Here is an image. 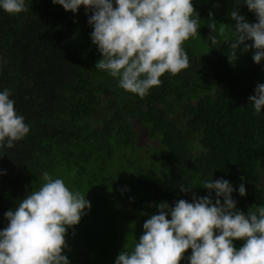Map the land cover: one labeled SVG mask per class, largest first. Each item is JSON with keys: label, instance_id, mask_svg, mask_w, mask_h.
Returning a JSON list of instances; mask_svg holds the SVG:
<instances>
[{"label": "trees", "instance_id": "trees-1", "mask_svg": "<svg viewBox=\"0 0 264 264\" xmlns=\"http://www.w3.org/2000/svg\"><path fill=\"white\" fill-rule=\"evenodd\" d=\"M25 3L28 11L18 15L0 9V91L10 90L30 128L14 147L0 149V230L8 223L4 213L38 190L45 172L91 203L68 228L63 254L70 264H115L121 251H133L158 204L209 195L204 181L228 180L245 214L264 205V108L256 113L249 101L264 84V60L253 61L255 49L236 57L230 46L231 11L257 22L246 4L193 0L200 27L183 45L190 66L165 73L140 98L95 67L102 54L91 40V11H65L51 0ZM222 23L227 42L218 32ZM138 126L148 145L139 144ZM182 184L192 188L182 192ZM243 243L234 241L237 249ZM190 255L188 249L180 264Z\"/></svg>", "mask_w": 264, "mask_h": 264}, {"label": "clouds", "instance_id": "clouds-1", "mask_svg": "<svg viewBox=\"0 0 264 264\" xmlns=\"http://www.w3.org/2000/svg\"><path fill=\"white\" fill-rule=\"evenodd\" d=\"M51 2L73 13L82 5L91 11V40L102 54L95 67L118 78L120 88L140 98L159 87L165 73L176 76L190 66L183 45L197 36L200 27L193 0ZM241 3L255 14L257 22H247L238 8L231 11L236 21L232 54L237 57L238 51L255 49L252 59L259 64L264 60V0H235L236 5ZM0 9L10 15L28 11L25 0H0ZM212 16L210 11L209 27L215 32ZM226 29L223 23L218 29L225 42L229 39ZM209 39L217 43L216 36ZM10 95L8 89L0 91V149L14 147V142L30 131ZM249 101L260 113L264 108V84H257ZM43 180L38 190L4 213L8 223L0 230V264H70L63 254L68 248V228L79 224L91 203L79 191L70 190L61 178L54 179L45 172ZM201 186L209 190V195L193 194L192 202L179 199L174 206L158 204V213L144 222V232L133 251H121L115 264H180L188 249L189 264H264V205L250 208L245 214L237 209L232 198L234 188L228 180H208ZM180 187L185 193L192 188L183 184ZM213 191L215 200L211 198ZM238 192L246 195L243 183ZM235 240L244 243L237 249Z\"/></svg>", "mask_w": 264, "mask_h": 264}, {"label": "rangeland", "instance_id": "rangeland-1", "mask_svg": "<svg viewBox=\"0 0 264 264\" xmlns=\"http://www.w3.org/2000/svg\"><path fill=\"white\" fill-rule=\"evenodd\" d=\"M137 129L139 130V132H140V134H139V144H141V145H148V143L150 142V141H148L147 139H146V137L144 136L145 134H146V130L143 128V127H140V126H138L137 127Z\"/></svg>", "mask_w": 264, "mask_h": 264}]
</instances>
